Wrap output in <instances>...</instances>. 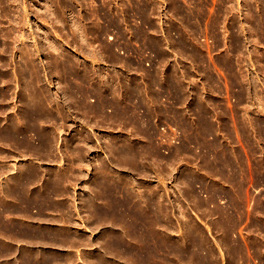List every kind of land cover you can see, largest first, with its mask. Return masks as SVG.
<instances>
[{
    "label": "rangeland",
    "instance_id": "rangeland-1",
    "mask_svg": "<svg viewBox=\"0 0 264 264\" xmlns=\"http://www.w3.org/2000/svg\"><path fill=\"white\" fill-rule=\"evenodd\" d=\"M0 264H264V0H0Z\"/></svg>",
    "mask_w": 264,
    "mask_h": 264
},
{
    "label": "crops",
    "instance_id": "crops-1",
    "mask_svg": "<svg viewBox=\"0 0 264 264\" xmlns=\"http://www.w3.org/2000/svg\"><path fill=\"white\" fill-rule=\"evenodd\" d=\"M77 126L79 127V125H77ZM94 158H97V156L94 155ZM107 187H108V186H107ZM87 189H89V190H91V191L93 190L92 187H90V186H89ZM99 190H100V188H99ZM93 192H94V191H93ZM70 246H71V245L69 244L68 240H66L64 243H62V245H59V244H58V245L53 246V247H54V248H57V249H61V251H62V250H65L66 248H69ZM61 251H60V252H61ZM63 253H64V252H63Z\"/></svg>",
    "mask_w": 264,
    "mask_h": 264
},
{
    "label": "bare ground",
    "instance_id": "bare-ground-1",
    "mask_svg": "<svg viewBox=\"0 0 264 264\" xmlns=\"http://www.w3.org/2000/svg\"><path fill=\"white\" fill-rule=\"evenodd\" d=\"M69 69H70V68H69ZM72 71H73V70H72ZM62 74H63V73H62ZM72 77H73V76H72ZM65 84H66V83H65ZM118 146H119V145H118ZM120 148H121V147H120ZM126 152H127V151H126ZM126 152H125V153H126ZM130 153H131V152H130ZM130 153H129V154H130ZM128 156H129V155H128ZM125 160H126V159H125ZM106 186H107V185H106ZM104 187H105V186H104ZM100 188H101V187H100ZM104 190H105V189H104ZM106 190H107V189H106ZM106 190H105V191H106ZM101 191H102V190H101ZM108 191H109V190H108ZM113 192H114V191H113ZM105 193H106V192H105ZM116 196H117V195H116ZM106 200H107V199H106ZM108 200H109V198H108ZM113 202H114V201H113ZM100 203H101V201H100ZM111 203H112V202H111ZM109 204H110V203H109ZM47 205H48V204H47ZM99 205H100V204H99ZM112 207H113V206H112ZM134 208H135V207H134ZM136 209H137V208H136ZM139 209H141V208H139ZM113 211H114V209H113ZM133 212H134V211H133ZM95 213H96V211H95ZM102 213H103V212H101V214H102ZM96 215H97V214H96ZM110 215H111V214H110ZM113 217H114V216H113ZM155 219H156V218H155ZM119 224H120V223H119ZM133 229H134V228H133ZM125 231H126V230H125ZM134 234H135V233H134ZM141 243H142V242H141ZM141 247H142V246H141ZM143 250H144V249H143Z\"/></svg>",
    "mask_w": 264,
    "mask_h": 264
},
{
    "label": "flooded vegetation",
    "instance_id": "flooded-vegetation-1",
    "mask_svg": "<svg viewBox=\"0 0 264 264\" xmlns=\"http://www.w3.org/2000/svg\"><path fill=\"white\" fill-rule=\"evenodd\" d=\"M79 117V119L80 120H78L80 123L82 122V121H87V119L84 117V116H78ZM82 124V123H81ZM83 125V124H82ZM130 173L129 174H131L132 173V171H129ZM130 176V175H129Z\"/></svg>",
    "mask_w": 264,
    "mask_h": 264
}]
</instances>
